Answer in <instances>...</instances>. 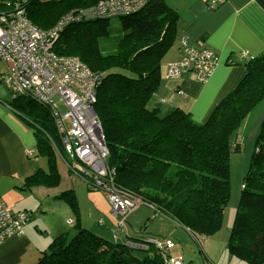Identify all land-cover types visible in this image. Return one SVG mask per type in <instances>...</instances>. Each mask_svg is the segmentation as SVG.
Returning a JSON list of instances; mask_svg holds the SVG:
<instances>
[{"label": "trees", "instance_id": "trees-1", "mask_svg": "<svg viewBox=\"0 0 264 264\" xmlns=\"http://www.w3.org/2000/svg\"><path fill=\"white\" fill-rule=\"evenodd\" d=\"M99 1L8 0L10 6L0 0V11L19 6L27 20L44 31L63 15L93 7ZM113 18L121 31L116 54H104L100 46V41L110 36L111 18L70 23L52 46L57 55L77 57L100 75L93 109L108 149L106 163L114 186L134 200L130 211L118 215L112 236L117 240L119 234L127 232L126 218L141 204L153 210V216L162 214L193 235L216 233L229 199L228 162L238 145L239 127L264 99V53L246 63V74L237 87L206 122L198 124L178 108L162 114L160 107L149 106L161 83L162 57L176 39L177 12L165 0H150L136 13ZM17 97L28 99L29 105L25 104L37 137V151L48 163L46 172L38 169L23 184L56 187L60 176L50 139L58 145L59 137L50 113L33 105L26 95ZM242 189L226 248L246 264H264V115L254 136ZM59 196L77 206L71 192ZM73 211L77 213L76 208ZM73 222V234L65 232L54 238L39 264H182L170 257L167 241L153 237L133 241L131 237L124 243L109 242ZM151 249L153 256L144 255Z\"/></svg>", "mask_w": 264, "mask_h": 264}, {"label": "crops", "instance_id": "crops-1", "mask_svg": "<svg viewBox=\"0 0 264 264\" xmlns=\"http://www.w3.org/2000/svg\"><path fill=\"white\" fill-rule=\"evenodd\" d=\"M206 1L165 0L178 14L176 39L162 57L161 83L154 95L153 105L167 112L178 108L198 124L206 122L213 109L237 87L246 74V63L264 53V0H218L214 9H208ZM184 38L188 45L197 49L207 48L218 57V65L204 82H199L192 74H184L177 79L165 78L166 65L182 57L181 40ZM5 69L0 61V200L11 212H27L31 218L24 225L22 236L10 237L0 245V264H39L41 254L52 240L70 227L68 221H72V215L81 228L83 224L77 198L74 197L77 206L73 201L69 204L60 198L64 188L49 191L43 186L28 187L23 184L25 178L38 169L46 172L48 163L47 157L39 155L37 151V137L29 119V108L25 104L28 99L15 98L1 82ZM260 115V118L264 115V108ZM260 118H255L251 123ZM258 121L251 133L253 139ZM30 150L34 151L31 155L28 154ZM57 159L55 155L60 185ZM39 188L44 189L43 193H38ZM87 201L94 203L97 209V212L90 210L91 217L100 216L98 232H113L119 216L113 215L107 197L89 194ZM127 219V232L121 234L118 241L112 236L114 241L124 243L131 237L133 241H146L151 237L159 240L176 234L171 221L164 217L150 218L147 215L140 219L130 213ZM42 221L45 225L41 224ZM141 227L145 230L138 231ZM93 228L96 227L93 225ZM93 231V235L98 236L97 230ZM169 255L177 260L170 250Z\"/></svg>", "mask_w": 264, "mask_h": 264}, {"label": "built area", "instance_id": "built-area-1", "mask_svg": "<svg viewBox=\"0 0 264 264\" xmlns=\"http://www.w3.org/2000/svg\"><path fill=\"white\" fill-rule=\"evenodd\" d=\"M6 2L12 6L8 0ZM149 2L101 0L93 7L65 14L55 26L44 31L33 26L19 6L0 11V59L6 66L2 83L13 96L26 95L48 109L59 137L58 145L50 139L56 156L73 176L106 194L113 215H125L132 209L134 200L132 195L114 186L106 163L108 149L93 109L100 75L91 72L77 57L57 55L52 46L70 23L130 15ZM217 5L218 0L206 1L208 9ZM181 51L179 61L166 65L165 78L192 74L199 82H204L219 63L215 53L188 45L186 38L181 40ZM33 152L30 150L28 154ZM30 218L27 212H11L0 200V242L22 236ZM68 224L72 225V221Z\"/></svg>", "mask_w": 264, "mask_h": 264}, {"label": "rangeland", "instance_id": "rangeland-1", "mask_svg": "<svg viewBox=\"0 0 264 264\" xmlns=\"http://www.w3.org/2000/svg\"><path fill=\"white\" fill-rule=\"evenodd\" d=\"M64 16L65 15H63L59 19V21ZM120 34L121 31L117 18H111L110 36L106 40L104 39L100 41V46L104 54L117 53L116 48ZM0 61L2 62L1 59ZM149 102V106H153L155 103V97H152ZM263 103L264 99L261 100L252 110H250L247 116L244 118L241 126L239 127V140L238 145L236 146L237 148H233L229 156L228 169L230 193L228 202L224 208L222 222L219 230L216 233H213L206 237L193 235L169 219L171 221V227L176 231V234L168 235L159 240L167 241L172 256L180 260L181 263L183 262L182 264H246V262L242 259L231 255L228 252L226 245L237 212L240 194L243 190L242 184H244L245 182V176L249 167L251 154L254 150V139L251 138V133L256 122L261 116V110L264 108ZM32 104L35 105L34 102H32ZM33 108L34 107L32 106V109ZM165 112L166 111H162L161 113L163 114ZM255 118L258 119L254 124H252L251 121ZM56 165H58V170L61 175V183L57 187L48 188L49 191L54 188L60 187L64 188L62 190V193L70 191L77 198V201L79 203V212L83 224L82 227L85 230L90 231L92 234H94L93 230H97L98 232L97 221L99 220L100 216L93 215L91 217L90 210L93 209L95 212H97V209L94 203L87 201V196L89 194H98L106 198V194L102 190L90 187L80 177L72 176L71 174H69L70 172H68L67 167L59 157L56 161ZM43 190L44 189L39 188L38 193H43ZM131 214L133 216L136 215V217L140 219L146 217L147 215L151 218V216H153L154 214V211L151 210L147 205L141 204L136 209H134ZM157 216L162 218L164 217L162 214H159ZM70 220L74 221L73 215L71 216ZM41 224L45 225V222L42 221ZM128 224L129 220L127 219L125 222L126 227L128 226ZM93 225L96 227L95 229L93 228ZM69 226L70 227L67 230L62 232H68L69 235L73 234L74 229L71 225ZM142 229L143 231L145 230L144 227H141L138 229V231ZM120 235L121 234L118 235L117 241L120 240ZM98 236L111 242L110 239H112V232L110 230L107 232L105 231V233L98 232ZM6 240L0 242V245H2ZM112 242H114L113 239ZM133 252L137 256L142 255V253L139 251ZM146 254H149V256H153L154 250L151 249L147 253L144 252V255Z\"/></svg>", "mask_w": 264, "mask_h": 264}]
</instances>
